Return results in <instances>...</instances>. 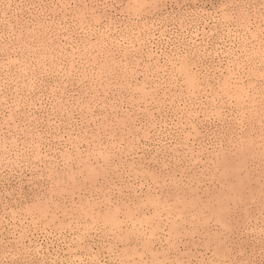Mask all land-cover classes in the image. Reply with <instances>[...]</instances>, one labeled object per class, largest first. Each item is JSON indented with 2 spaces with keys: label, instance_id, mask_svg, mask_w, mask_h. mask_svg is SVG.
<instances>
[{
  "label": "rangeland",
  "instance_id": "obj_1",
  "mask_svg": "<svg viewBox=\"0 0 264 264\" xmlns=\"http://www.w3.org/2000/svg\"><path fill=\"white\" fill-rule=\"evenodd\" d=\"M0 264H264V0H0Z\"/></svg>",
  "mask_w": 264,
  "mask_h": 264
}]
</instances>
